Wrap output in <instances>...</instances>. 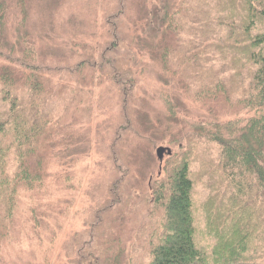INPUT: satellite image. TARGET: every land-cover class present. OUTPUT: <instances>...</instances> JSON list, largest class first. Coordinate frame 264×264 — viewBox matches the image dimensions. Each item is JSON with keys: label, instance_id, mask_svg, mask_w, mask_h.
Listing matches in <instances>:
<instances>
[{"label": "trees", "instance_id": "obj_1", "mask_svg": "<svg viewBox=\"0 0 264 264\" xmlns=\"http://www.w3.org/2000/svg\"><path fill=\"white\" fill-rule=\"evenodd\" d=\"M26 2L0 0V237L8 231L15 190L20 189L17 183L33 188L35 181L43 179L40 150L44 138L55 122L71 116L63 114L55 122L51 118L57 94L51 78L55 68L29 60L35 57L33 44L27 43L28 34L20 29L26 19ZM141 7L134 42L129 36L127 46L119 45V53L112 56L114 68L102 65L107 73L101 75L106 74L112 84L115 69L135 82L134 75H144L146 65L151 68L161 60L160 83L171 115L164 116V121L177 133L172 134L171 127L168 135L160 134L172 144L181 143L188 134V144L184 153L168 157L162 175L154 179L150 217L142 237L147 259L128 255L122 262L264 264V0H155L150 8L145 2ZM15 9L20 20L11 32L8 19ZM83 84L87 87L92 82ZM139 94L144 105L150 96L142 88ZM83 97L66 108L82 110ZM183 100L205 108L185 134L172 111L173 103L180 105ZM146 123L138 138L154 146L163 138L152 131V121ZM202 141L216 142L219 151L216 161L207 166L208 247L198 242L191 170L192 153L198 142L205 144ZM151 166L153 170L155 163ZM112 206L111 200L103 199L100 209L106 212ZM106 247L96 245L93 251L119 264L124 257L119 254L110 260Z\"/></svg>", "mask_w": 264, "mask_h": 264}, {"label": "rangeland", "instance_id": "obj_2", "mask_svg": "<svg viewBox=\"0 0 264 264\" xmlns=\"http://www.w3.org/2000/svg\"><path fill=\"white\" fill-rule=\"evenodd\" d=\"M129 1L26 2V19L20 29L28 34L27 43L33 44L31 53L35 57L29 60L55 68L51 78L57 94L51 118L55 122L63 114L71 116L60 124L55 122L53 131L44 138L45 145L40 150L43 179L35 181L33 188L17 183L20 189L15 190L8 231L0 237V264H111L94 253L96 245L99 249L107 246L110 260L121 254L124 258H120L119 264H127L122 261L128 255L137 260L147 259L142 237L150 217L152 185L162 175L168 157L174 152H185L188 134L176 144L162 137L164 132L169 134L172 126L164 121V116L171 115L162 94L161 60L154 61L151 68L146 65L144 75H134L135 82H129L115 69L112 84L106 74L101 75L107 73L103 70L107 69L106 64L109 63L108 69L114 68L112 56L119 53L118 46H127L129 36L134 42L143 2L149 8L155 3V0ZM18 20V10H11L8 19L11 32L18 28ZM81 81L92 84L86 87ZM140 88L150 96L144 105ZM81 96H84L82 110L66 108L75 106ZM176 104L173 103L172 111L185 134L205 108L192 100ZM138 109L141 112L136 115ZM78 113H82L79 120ZM147 119L155 124L150 123L157 137L163 138L154 146L138 138L141 129H146ZM171 132L177 133L173 127ZM179 144L183 146L181 150ZM159 147H165L162 161L157 155ZM218 152L216 142H198L192 153L197 236L200 245L206 247L210 241L205 233V202L210 182L207 166L216 161ZM152 163H155L153 170ZM103 199L109 203L111 200L113 205L106 212L104 207L100 209Z\"/></svg>", "mask_w": 264, "mask_h": 264}, {"label": "water", "instance_id": "obj_3", "mask_svg": "<svg viewBox=\"0 0 264 264\" xmlns=\"http://www.w3.org/2000/svg\"><path fill=\"white\" fill-rule=\"evenodd\" d=\"M165 147H159L157 149V155L160 161L163 159V153H164ZM168 151L171 152V150L168 148Z\"/></svg>", "mask_w": 264, "mask_h": 264}]
</instances>
